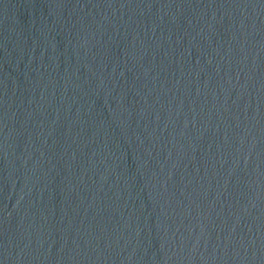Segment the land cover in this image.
<instances>
[{"label": "water", "instance_id": "1", "mask_svg": "<svg viewBox=\"0 0 264 264\" xmlns=\"http://www.w3.org/2000/svg\"><path fill=\"white\" fill-rule=\"evenodd\" d=\"M0 264H264V0H0Z\"/></svg>", "mask_w": 264, "mask_h": 264}]
</instances>
